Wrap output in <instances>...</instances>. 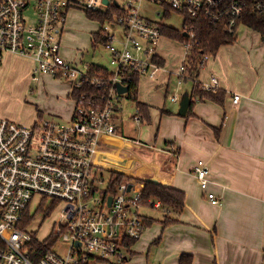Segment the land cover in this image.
Here are the masks:
<instances>
[{"label":"built area","instance_id":"obj_1","mask_svg":"<svg viewBox=\"0 0 264 264\" xmlns=\"http://www.w3.org/2000/svg\"><path fill=\"white\" fill-rule=\"evenodd\" d=\"M143 1L0 0V67L8 53L32 57L33 79L40 74L65 77L73 83L72 91L81 90L78 96L71 94L75 110L67 122L43 118L27 125L0 119V264H88L93 257L106 260L109 256L123 263L127 259L125 249H129L125 241L139 239L145 230L147 224L139 212L144 185L130 178L109 191V177L94 161L104 138L115 134L119 102L129 92L120 93L118 84L130 88L133 73L155 77L161 67L153 57L159 55L158 43L164 35L157 22L142 14ZM150 1L177 11L183 19L185 14L205 16L216 23L230 16V31L247 4L245 0ZM115 5L121 12L100 30L107 37L102 43L110 54L109 75L101 76L92 73L91 63H77L64 56L61 34L69 9L106 14ZM28 8L31 23L25 13ZM253 8L264 13V1L256 0ZM157 14L163 16L164 11ZM117 25L123 29L121 45L110 30V26ZM183 28L186 37H194L190 25L184 22ZM192 43H184L186 52ZM209 58L207 54L203 61ZM184 71L182 63L178 71L181 79ZM203 83L208 90L220 87L214 74ZM87 86L96 92L84 91ZM239 97L234 94V101ZM172 99L178 100L176 95ZM135 117L140 120L139 115ZM193 172L207 198L219 204L220 197L208 190L209 164L200 159ZM35 195L41 201L50 198L51 204L55 202L54 207H59V226L54 232L69 243L66 255L50 248L33 258L36 249L32 242L38 239L21 223Z\"/></svg>","mask_w":264,"mask_h":264},{"label":"crops","instance_id":"obj_2","mask_svg":"<svg viewBox=\"0 0 264 264\" xmlns=\"http://www.w3.org/2000/svg\"><path fill=\"white\" fill-rule=\"evenodd\" d=\"M75 9L81 8H71L67 13L61 34L62 52L71 61L85 63L86 48L71 49L66 44L68 26L79 23L74 16L69 19ZM87 18L90 23L96 22ZM88 32L92 40L98 31ZM161 40L173 48L177 44V40L166 36ZM163 49V42L159 43L158 57L163 65L156 76L142 75L138 85L137 99L147 104L149 122L135 117L137 107L132 99L130 115H123L119 105L116 132L104 138L94 155L95 165L107 177L110 171L125 173L144 188L145 182L137 179L156 177L159 183L186 193L177 221L146 225L135 242L141 249L134 251L133 259H139L141 264L146 259L142 249L161 233L159 259L168 264H264V36L245 26L239 40L222 45L220 55L209 58L200 80L207 81L211 74L216 75L220 88L226 91L224 104L210 99L198 101L190 116L179 114V107L174 105L181 101L180 91L191 95L193 88L191 80H182L178 75L186 49L182 45L181 55H165ZM33 70L27 69L28 74ZM43 76L51 77L40 74L38 79ZM174 78L176 91L172 96L176 95L178 100L170 96L173 104L167 105ZM234 94L240 96L237 102ZM73 114L74 111L71 118ZM200 159L209 164L208 190L220 197L219 204L207 198L193 172ZM144 207L164 206L145 202L141 208ZM165 211L173 215L170 209ZM142 216L145 220L154 219L152 215ZM183 256L187 258L182 260Z\"/></svg>","mask_w":264,"mask_h":264},{"label":"rangeland","instance_id":"obj_3","mask_svg":"<svg viewBox=\"0 0 264 264\" xmlns=\"http://www.w3.org/2000/svg\"><path fill=\"white\" fill-rule=\"evenodd\" d=\"M164 9H166V6L159 2L156 3L151 2L150 0H145L142 3V14L145 17L150 18L157 23H165L178 29L184 27L183 16L175 10L171 11L169 17L157 14L158 11L163 12ZM25 13L28 16V23H31L32 12L30 8L26 9ZM73 16L75 20L79 21V23L78 25L68 26L67 32H69L66 34V44L68 48L75 49L78 46H84L86 48L84 49V58L86 62L93 61L110 67L109 52L104 47V44L102 42H99L96 45L93 44V41L91 40L92 34L88 32L91 30L100 31L103 29L105 20L102 21L100 19H93L96 22L90 23L87 18L89 16L81 9L73 10L70 13L69 19ZM80 28H82L84 32ZM239 29L238 40L241 38L245 25H240ZM86 30L88 31L86 32ZM110 30H113L116 33V39L121 45L120 41L124 38L122 34V27L119 25L116 27L110 26ZM63 37L65 38V35ZM162 42L164 45L163 51L165 55H181L183 52L182 45L185 47L184 44L179 41L175 42L177 44H175L176 46H174V48L166 40H160L159 43ZM77 43L79 45H77ZM219 51L218 55H220ZM16 57H20V55L13 53L6 54L3 65L0 67V119L7 118L27 125H32L35 121L43 118H53L64 122L69 121L75 107V103L70 97L73 83H68V80L65 79V77L57 78L54 76H43L38 80H33V72L31 71V73L28 74L27 69H34L35 61L30 57ZM175 83L176 79L174 78V81L170 84L167 105L173 104L170 96H172L176 91ZM179 95H183L182 91L179 92ZM133 103L134 102L127 96L120 99V105L122 107L121 112L123 115H130V105ZM179 104L180 102L174 105L179 107ZM131 112H133L132 107ZM57 116H60V118ZM51 201L52 200L50 198H46V200L41 201L39 195H35L33 197L29 205V211L34 215V218L26 226V228L29 231L34 232L39 241H45L49 236L55 235L56 238L51 243L52 249L61 255H66L69 249V243L54 232V229L59 226L60 209L56 206L50 212L47 208L51 205ZM165 212L164 207H144L140 209V213L142 215H152L154 217V224L158 221H164L165 216L167 215ZM160 240L162 243L161 233H158L157 237L149 240L147 246L142 249L145 251L144 257L146 259L142 260L141 264H168L164 260L161 261L159 259ZM49 242H51V240ZM130 249H125L127 259L124 260L123 264H140L139 259H133L136 255L134 251L138 253V249H141L138 247V243L135 244L131 250ZM88 264L122 263L118 262L117 257L109 256L106 260H100L93 257L89 260Z\"/></svg>","mask_w":264,"mask_h":264},{"label":"trees","instance_id":"obj_4","mask_svg":"<svg viewBox=\"0 0 264 264\" xmlns=\"http://www.w3.org/2000/svg\"><path fill=\"white\" fill-rule=\"evenodd\" d=\"M245 1L247 4L244 6V11L239 16L235 29L232 31H230L227 26L228 20L230 18V16L227 15H225L219 22L212 23L205 16L190 17L185 14L186 17L184 19V22L185 24H188L193 28L195 34L193 38L186 37L183 30L184 28L178 29L165 23H158L162 29L164 36L182 42V44H184L186 41L193 42L191 47L187 50L185 60L183 62L185 65V71L182 80H191L193 82V88L190 95L191 102L186 115H193V108L195 104L198 101H202L204 99L213 100L221 105L224 104L226 91L220 87L208 90L204 87L203 81L200 80L201 70L208 62V60L203 61L204 56L207 54H209L210 57L215 56L217 55L222 45L235 43L238 40V29L242 24L261 32L264 36V13H260L254 10L253 5L256 0ZM171 11L172 9H170L169 7L164 9V17H169ZM85 12L92 19H100L102 21L105 20V22H111L115 21V16L121 12V9L115 5L110 8L109 12L106 14L88 10ZM100 33L101 32L99 31L93 34V44L96 45L99 42H106L107 37L102 36ZM153 58L159 65H163V61L158 56H154ZM91 71L92 73L101 76L109 75L108 69L98 64H91ZM140 78L141 75L139 73H133L129 92L126 96L136 103L138 111L136 114L140 116L141 122H149L150 114L148 111L149 108L147 107V104L142 103L137 99ZM86 90L96 92V90L88 86L84 89V91ZM80 91L81 90H74L71 92V94L73 96H78ZM130 178L133 179L132 176H128L125 173L110 171V176L108 179L109 191H115L118 183ZM137 180L145 182V188L142 194V204L145 202H149L150 199H159L161 201V204L165 208H168L173 212V215L165 216L166 218L164 219L163 223H172L177 221L176 216L183 210L185 206L186 193L176 187H169L162 183H153L149 181H144L142 179ZM54 206L55 202L48 206L47 209L51 212L54 209ZM33 218L34 215L30 213L29 209H27L23 216L21 225L23 227H26L32 221ZM153 221V218L149 217L145 220L146 224H150ZM55 238V235H51L45 241H38L36 239L33 240L32 245L36 249V254L33 256V258L37 259L38 256H40L43 252L52 248L51 243ZM48 240H51V242H49ZM136 241V239L127 240L125 241V245L127 248L130 249ZM184 258L187 257L183 256L182 260Z\"/></svg>","mask_w":264,"mask_h":264},{"label":"water","instance_id":"obj_5","mask_svg":"<svg viewBox=\"0 0 264 264\" xmlns=\"http://www.w3.org/2000/svg\"><path fill=\"white\" fill-rule=\"evenodd\" d=\"M105 2H107V0H104ZM129 90V87L128 86H124V85H121V84H118V91L120 93H125ZM190 102H191V99H190V95H189V92L186 91L182 98H181V101H180V106H179V114L181 115H186L187 114V111L189 109V106H190ZM145 181H149V182H153V183H159L158 179L156 177H148L146 179H144ZM109 200L111 201V196L109 197ZM80 244V243H78Z\"/></svg>","mask_w":264,"mask_h":264}]
</instances>
